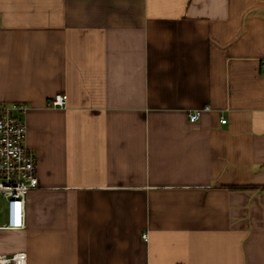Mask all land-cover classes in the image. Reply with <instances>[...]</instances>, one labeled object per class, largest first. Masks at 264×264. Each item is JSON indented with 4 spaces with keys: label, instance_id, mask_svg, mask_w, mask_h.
<instances>
[{
    "label": "crops",
    "instance_id": "obj_1",
    "mask_svg": "<svg viewBox=\"0 0 264 264\" xmlns=\"http://www.w3.org/2000/svg\"><path fill=\"white\" fill-rule=\"evenodd\" d=\"M14 102L40 187L0 255L264 264V0H0Z\"/></svg>",
    "mask_w": 264,
    "mask_h": 264
},
{
    "label": "built area",
    "instance_id": "obj_2",
    "mask_svg": "<svg viewBox=\"0 0 264 264\" xmlns=\"http://www.w3.org/2000/svg\"><path fill=\"white\" fill-rule=\"evenodd\" d=\"M51 106L63 107L65 100L57 95ZM28 106L25 103H0V214L5 216L2 229L23 230L26 227V197L40 187L37 176L35 154L26 146L27 126L25 114ZM205 106L189 115L191 122L200 119ZM222 123H226L222 119ZM147 238V235H143ZM24 252L11 255H0V264H26Z\"/></svg>",
    "mask_w": 264,
    "mask_h": 264
},
{
    "label": "rangeland",
    "instance_id": "obj_3",
    "mask_svg": "<svg viewBox=\"0 0 264 264\" xmlns=\"http://www.w3.org/2000/svg\"><path fill=\"white\" fill-rule=\"evenodd\" d=\"M3 215V213L1 214V216Z\"/></svg>",
    "mask_w": 264,
    "mask_h": 264
}]
</instances>
